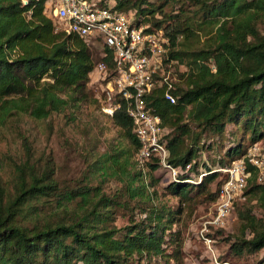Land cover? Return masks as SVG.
<instances>
[{"label":"trees","instance_id":"trees-1","mask_svg":"<svg viewBox=\"0 0 264 264\" xmlns=\"http://www.w3.org/2000/svg\"><path fill=\"white\" fill-rule=\"evenodd\" d=\"M114 1L120 11L135 10L140 24L163 30L170 39L166 60L172 65L177 103L167 102L164 89H157L149 104L169 130L164 137L167 162L183 170L176 180L170 178L167 190L182 202L204 195L215 204L226 181L217 170L244 157L249 147L264 144V0ZM45 4L0 0V128L19 115L47 120L89 99L98 106L89 87L97 65L90 46L57 30L44 13ZM169 5L176 14L165 12ZM210 27L214 30L202 41ZM104 52L108 57L102 61L111 65V51L104 47ZM111 118L130 144L117 146L111 156L112 175L124 193L108 198L87 185L63 194L54 170L39 172L29 158L16 169L10 197L0 178V264H143L145 259L152 264L153 258L169 257L166 247L177 240L172 231L181 212L153 204L150 187L159 181L152 176L161 171L159 159L154 157L144 174L136 162L140 143L125 107ZM230 125L252 132L251 144L244 149L231 140L226 154L231 161L224 156L214 164L197 160L202 148L222 144ZM123 194L127 202H137L145 218L133 215L128 226L118 229L111 224L116 209L128 205L120 200ZM244 195L258 196L264 210V184L255 176ZM44 198L58 201L61 218L55 212L51 219H41L39 210L27 215V206ZM245 213L239 219L252 238L244 236L234 247L236 253H255L264 249V223Z\"/></svg>","mask_w":264,"mask_h":264},{"label":"rangeland","instance_id":"rangeland-1","mask_svg":"<svg viewBox=\"0 0 264 264\" xmlns=\"http://www.w3.org/2000/svg\"><path fill=\"white\" fill-rule=\"evenodd\" d=\"M149 1L158 2V0ZM165 12L176 14L174 5L166 7ZM53 21L60 28L58 21ZM261 27L263 30V25ZM213 30V27L207 28L201 35L202 41H205L206 35ZM89 46L95 62L100 63L105 54L103 44L96 42ZM94 81L92 77L89 87L96 94ZM226 135L222 144L208 149L202 148L197 160L200 162L208 160L212 164L216 163L219 156L230 160L231 158H227L226 154L231 140L236 144L241 142L244 149L252 141V132L247 131L243 125L228 126ZM117 146L130 148L129 141L122 137L121 129L92 99L75 110L68 109L62 114L52 115L47 120H35L28 115L16 116L6 126L0 128V178L6 189V195L10 197L15 193L17 167L31 158V163L37 162L39 172L54 170V178L58 181L63 194L66 191L71 192L76 189L78 191L80 187L88 185L98 189V192L108 198H113L121 191L124 193L123 184L112 175L111 156L115 155ZM108 170L109 173L106 174ZM145 172L146 174L149 172L148 168L144 174ZM152 176L159 180L150 187L154 195L153 204L166 205L181 212L172 231L177 232L178 236L174 238L177 240L166 247L165 254L169 257L153 258L152 264H264V249L255 253L248 251L236 253L234 247L235 243L238 244L244 236L247 239L252 238L250 233L243 232L244 224L239 219L240 213L252 212L251 216L259 221V225L264 223V210L259 207L258 196H247L245 201H239L236 211L224 228L211 226L208 227V231L203 232L215 206L208 200V196H198L194 202H182L179 197L167 190L171 182L167 173L157 171ZM215 188L214 185L212 190ZM119 197L122 203L127 202L125 194ZM57 202L54 198L33 201L32 205L27 206V215L39 210L41 219L45 220L51 219L57 212L56 219H59L62 215L59 214L61 210L57 209ZM136 203L129 201L127 206L122 205L117 208L115 221L111 225L118 229L124 228L128 226L133 215L135 220L145 218L138 213ZM72 205L74 209L77 207L75 203ZM206 235L215 240L214 253L209 250L203 239ZM172 255L177 256L178 260L171 258ZM142 263L150 262L145 259Z\"/></svg>","mask_w":264,"mask_h":264},{"label":"built area","instance_id":"built-area-1","mask_svg":"<svg viewBox=\"0 0 264 264\" xmlns=\"http://www.w3.org/2000/svg\"><path fill=\"white\" fill-rule=\"evenodd\" d=\"M22 2L27 4L28 0ZM44 13L58 21L60 28L54 23L57 30L76 35L88 45L100 42L111 51L112 64L101 61L91 73L101 111L113 117L125 107L133 134L140 143L136 156L139 168L145 171L156 157L160 170L176 180L183 170L167 162L168 142L164 137L169 134L168 129L163 128L161 117L149 106L157 89H164L167 102L177 103L172 92L175 81L172 65L166 60L169 37L150 24H140L135 10L120 11L114 0H46ZM103 57H108V53ZM189 169L190 165L186 171ZM217 171L226 176V181L203 232L211 226L224 228L228 224L236 202L246 200L244 194L254 176L257 183L264 184V144L249 147L244 157ZM203 177L204 174L200 175L198 182ZM203 239L214 253L215 240L208 235Z\"/></svg>","mask_w":264,"mask_h":264}]
</instances>
